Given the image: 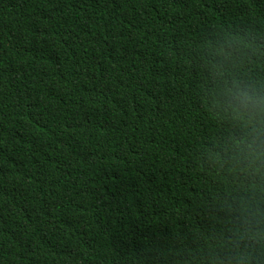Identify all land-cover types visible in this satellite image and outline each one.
Returning a JSON list of instances; mask_svg holds the SVG:
<instances>
[{
  "label": "trees",
  "instance_id": "16d2710c",
  "mask_svg": "<svg viewBox=\"0 0 264 264\" xmlns=\"http://www.w3.org/2000/svg\"><path fill=\"white\" fill-rule=\"evenodd\" d=\"M233 78L264 80V0H0V264H264Z\"/></svg>",
  "mask_w": 264,
  "mask_h": 264
},
{
  "label": "clouds",
  "instance_id": "9594fccd",
  "mask_svg": "<svg viewBox=\"0 0 264 264\" xmlns=\"http://www.w3.org/2000/svg\"><path fill=\"white\" fill-rule=\"evenodd\" d=\"M215 55L219 68L236 58L235 50L227 45L218 46ZM218 104L237 129L224 144L229 162L246 174L264 176V80H223ZM248 223L264 233V209H257Z\"/></svg>",
  "mask_w": 264,
  "mask_h": 264
}]
</instances>
